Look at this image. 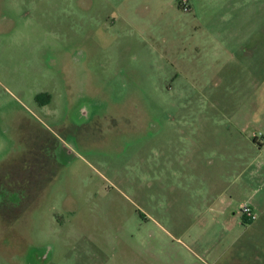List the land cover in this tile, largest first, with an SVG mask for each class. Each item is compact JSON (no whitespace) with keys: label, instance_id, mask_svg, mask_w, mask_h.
Returning <instances> with one entry per match:
<instances>
[{"label":"rangeland","instance_id":"rangeland-1","mask_svg":"<svg viewBox=\"0 0 264 264\" xmlns=\"http://www.w3.org/2000/svg\"><path fill=\"white\" fill-rule=\"evenodd\" d=\"M179 3L0 0V264H264V0L223 5L256 50L217 62Z\"/></svg>","mask_w":264,"mask_h":264},{"label":"crops","instance_id":"crops-1","mask_svg":"<svg viewBox=\"0 0 264 264\" xmlns=\"http://www.w3.org/2000/svg\"><path fill=\"white\" fill-rule=\"evenodd\" d=\"M246 1L253 2V0H246ZM239 3H240V0H190V5L192 8V14H193L192 19L195 24V29L200 30V32L205 33L206 36L204 38H212V40L210 41L209 40L203 41V45L205 46L204 51L208 52L207 48L210 45L212 53L215 54V56H217L215 60L216 62L222 59V53L233 51V52L250 53L252 55L253 50H256V47H253L251 43L253 34L255 33V31L252 30L253 21H255L256 19L255 14L253 13L252 9H251V12L249 13V19L243 20L244 23H242L243 21L238 20L237 22L238 27L225 28L229 24L233 23L235 19L232 20L229 18V16L224 17V15L221 14L220 11L223 5L231 4L235 6V5H238ZM212 4L215 7H213ZM207 20H209L211 23L221 22L222 24L217 25V30L213 34H211L209 30H207L208 28ZM247 24H249L250 27L249 29L244 31L241 27ZM243 37L247 39L249 38L250 44L239 45L238 43L236 46H234L228 42V40H230L231 42L234 38H243ZM241 42H242V39H240V43ZM199 45L200 44H198V46ZM195 163L197 164L196 161L193 162V164ZM192 177L195 179L197 186L204 188L205 183L209 184L207 189L205 188L204 191L201 190V188H198V190H201V191H198L197 193L202 199L203 206H205V209H204L205 212L214 211L215 213L223 214V215L227 214L228 212L229 213L231 212L230 209H232V205L237 202L236 198L233 197V194L230 193L231 189L229 187H223L218 192L214 191V188H216L218 186V182H220V178H222L219 173L205 175L206 179L202 177L200 173L197 176L195 174H191V176H188L189 180ZM208 178H211V181H208L207 180ZM237 179L239 180L238 182L239 184L235 186V193H238L244 187L243 185H241L242 183L241 174L238 175L236 179H234V181ZM246 179H247L246 185L249 188H251L250 191L252 194V198H256L257 196L261 195V194H258L259 176L257 177L254 175H250ZM262 182L264 184V180ZM253 184H254V188H253ZM239 185L240 187H237ZM247 203H249L258 213V216H259L258 220L262 218L264 214V195L261 198V200L254 201L250 199V201L248 200L245 201L244 204H247ZM243 221L245 223V220ZM208 257L211 258L214 256H208Z\"/></svg>","mask_w":264,"mask_h":264},{"label":"built area","instance_id":"built-area-1","mask_svg":"<svg viewBox=\"0 0 264 264\" xmlns=\"http://www.w3.org/2000/svg\"><path fill=\"white\" fill-rule=\"evenodd\" d=\"M179 6L183 12H191L190 0H180ZM241 212L246 224L253 223L258 220V213L249 203L241 206Z\"/></svg>","mask_w":264,"mask_h":264}]
</instances>
